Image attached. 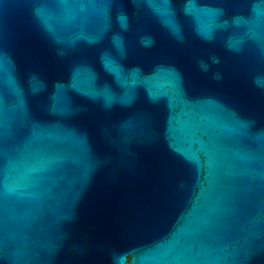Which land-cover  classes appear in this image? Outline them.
<instances>
[{
	"label": "water",
	"instance_id": "obj_1",
	"mask_svg": "<svg viewBox=\"0 0 264 264\" xmlns=\"http://www.w3.org/2000/svg\"><path fill=\"white\" fill-rule=\"evenodd\" d=\"M0 264H264V0H0Z\"/></svg>",
	"mask_w": 264,
	"mask_h": 264
}]
</instances>
